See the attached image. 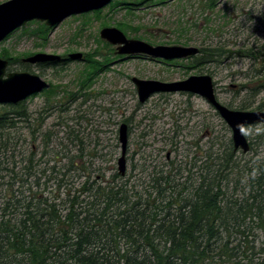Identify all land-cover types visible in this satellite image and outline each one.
I'll use <instances>...</instances> for the list:
<instances>
[{
	"label": "trees",
	"instance_id": "16d2710c",
	"mask_svg": "<svg viewBox=\"0 0 264 264\" xmlns=\"http://www.w3.org/2000/svg\"><path fill=\"white\" fill-rule=\"evenodd\" d=\"M219 1L207 0V9L214 11ZM38 25L30 34L44 38L50 28ZM235 54L259 65L253 83L241 86V91L249 92L251 98L263 93L262 51L233 53L203 47L191 59L190 68L231 60ZM2 58L9 61V67L17 65L23 71L32 67L10 56L8 50ZM108 62L107 56L101 63L87 62L81 73L82 88ZM44 93L50 100L55 88ZM247 109L245 104L239 108ZM255 110L264 111V98ZM44 120L40 115L31 121L27 100L0 105V264H264V123L250 142L257 158L244 164L231 139L223 148L219 145L218 152L214 146L205 151L198 174H191L194 178L162 169L150 173L148 180L133 172L125 177L115 173L107 179L91 163L79 166L71 161L67 170L80 177L79 187L72 186L62 195L67 174L61 173L54 194L49 183L59 170L49 162L51 171L44 183L49 191L39 192L46 170H40L35 148L22 162L15 161L20 143L26 142L21 125H30L34 144ZM50 136V131L42 134L44 157Z\"/></svg>",
	"mask_w": 264,
	"mask_h": 264
},
{
	"label": "rangeland",
	"instance_id": "374dc122",
	"mask_svg": "<svg viewBox=\"0 0 264 264\" xmlns=\"http://www.w3.org/2000/svg\"><path fill=\"white\" fill-rule=\"evenodd\" d=\"M7 1L0 0V4ZM128 4L134 5L129 7ZM127 7L132 9L130 13ZM98 11L101 12L97 14ZM98 11L74 15L57 27L50 28L44 38L30 34L38 29V24H44L33 21L0 43L1 58L5 50L20 60L37 53L62 58L56 66H32L29 70L41 76L56 92L50 100L44 92L27 100L31 121L44 116L41 132H51L48 155L43 156L42 134L37 135L35 145L31 143L30 125L27 123L21 125L26 142L20 143L18 152H15V161L22 162L30 153V148H35L36 160H41L39 168L46 170V175L41 178L42 186H39L41 194L48 190L44 183L52 164L59 170V173H54L55 180L52 174L49 183V190H53L54 194L59 180L63 178L61 173L67 174L68 183L62 195L72 186L79 187L80 177L67 170L71 161L79 166L91 163L93 169L101 168L107 179L117 172L121 147L116 123L126 118H133L127 176L131 174L133 165H143L140 157L146 158L150 152L153 164H164L166 155L171 153L169 161H177L184 169L188 160H193L195 147L192 145L195 140L200 141L201 146L196 150L198 157H203L205 151L213 146V151L218 152L219 145L223 148L222 144H228L232 136L230 128L203 97L158 93L140 104L133 77L175 82L190 76L210 75L216 84L218 100L232 110H239L244 104L248 106L246 111L255 110L264 98V92L251 98L249 92L241 91V86L253 83L251 78L255 68L259 67L258 61L235 54L231 60L223 58L218 63L190 68L192 58L169 64L124 58L117 54V46L100 36L103 28L115 27L129 39L142 40L154 46L199 49L213 46L233 53L248 50L264 53V0H220L214 11L207 9V0H166L162 3L158 0L144 3L139 0H113ZM75 53H81L87 59H69V55ZM94 54L95 58H91ZM106 56L109 62L101 67L102 71L91 83L82 88L81 73L87 62L101 63ZM66 58L69 61L63 62ZM8 71L23 70L13 65ZM252 127L245 130L250 142L262 128L260 124ZM171 138L175 142L173 147ZM141 143L144 150L139 147ZM171 148L177 152L172 153ZM262 152V149L257 150L260 155ZM237 156L242 164L257 158L252 151L244 154L238 150ZM150 172L151 168L137 177L148 180ZM40 175L41 171L37 176Z\"/></svg>",
	"mask_w": 264,
	"mask_h": 264
},
{
	"label": "water",
	"instance_id": "95a60500",
	"mask_svg": "<svg viewBox=\"0 0 264 264\" xmlns=\"http://www.w3.org/2000/svg\"><path fill=\"white\" fill-rule=\"evenodd\" d=\"M113 0H9L0 4V43L11 34L24 28L33 21L44 22L49 27H57L66 19L79 14L98 11ZM100 36L111 45L117 46L121 56H145L165 61L187 60L198 56L197 47L151 45L142 40L129 39L118 28L105 27ZM69 59L82 60L83 54H70ZM62 60L58 55L37 53L22 61L35 66L56 63ZM9 61L0 57V105L18 104L50 88L41 76L29 71H8ZM139 100L146 102L156 93L188 92L203 97L213 106L232 131L235 151H250L251 145L244 133L245 128L264 123V111L232 110L217 99L215 83L210 75H195L182 81L161 82L143 80L134 77ZM123 156L119 160L121 175L127 171L125 151L127 145V127L121 128Z\"/></svg>",
	"mask_w": 264,
	"mask_h": 264
},
{
	"label": "flooded vegetation",
	"instance_id": "af4514ba",
	"mask_svg": "<svg viewBox=\"0 0 264 264\" xmlns=\"http://www.w3.org/2000/svg\"><path fill=\"white\" fill-rule=\"evenodd\" d=\"M85 57V56H84ZM82 60H86L87 58H84ZM124 58H138V59H144V60H149L151 62H160V63H166V64H169L170 62H173V61H165V60H160V59H152V58H149V57H145V56H124ZM179 61V60H177ZM134 78V77H133ZM133 78H132V81H133ZM176 93H182V94H186L188 95V97H191V96H196L195 94H192V93H188V92H176ZM41 94V93H40ZM158 94V93H156ZM169 94V93H168ZM155 95V94H154ZM154 95H152L151 97H153ZM139 96V95H138ZM199 96V95H198ZM151 97L149 99H151ZM148 99V100H149ZM218 99V97H217ZM147 100V101H148ZM146 101V102H147ZM144 102V103H146ZM220 102V101H219ZM139 103L140 104H144V103H141L140 100H139ZM221 103V102H220ZM222 104V103H221ZM213 107V106H212ZM214 108V107H213ZM229 108V107H228ZM215 109V108H214ZM189 110H190V107H189ZM216 110V109H215ZM217 111V110H216ZM218 113V112H217ZM219 114V113H218ZM220 115V114H219ZM132 121H133V118L130 117V118H126L123 120V122L121 121H118L116 124L118 125V140H119V143H120V147H121V155L120 157L118 158V161H117V164H118V167H117V172L115 173H118L120 174V176L122 177H125L127 175V172H128V169H129V154H130V145H129V142H130V137H131V134H132ZM123 125H126L127 127V145H126V151H125V160H126V167H127V171H126V174L125 175H121V172H120V169H119V160L120 158L123 156V144L121 142V128ZM189 127V126H188ZM229 127V126H228ZM247 128H250V127H247ZM247 128H245V130H247ZM42 129V128H41ZM41 129L39 130L38 134H42L41 132ZM231 130V129H230ZM245 130H244V133H245ZM232 132V131H231ZM246 135V133H245ZM75 136V134H73V137ZM247 136V135H246ZM248 138V137H247ZM172 140L171 141V144H172V147L173 145L175 144V142L173 141L174 138H171ZM249 140V139H248ZM231 141H232V136H231ZM250 143V141H249ZM142 144L141 143L139 145L140 149L144 150V146L142 147ZM232 144H233V141H232ZM251 145V144H250ZM195 147V151H193V160L192 158H190V160H188V162L186 163L187 165L185 166V168L183 169L182 167V164L178 165V162L177 161H169L170 158H171V153H168L166 155V162H164V164H153V159L151 160V157H153V154H151V152L145 157H140L143 163V165L141 166H137V165H133L132 166V170H131V173L133 172L134 175L137 177L138 175L140 174H145L149 168H151V172H154V171H159V170H165L166 169L168 170L170 168V170L172 169L174 172H177V171H180L182 172V176H183V172H184V178L186 177H193V175H191L192 173L194 174H198L199 170H200V156L198 157V153H196V150L199 148L200 149V141H197L195 140L193 142V145ZM176 147V146H175ZM171 151L172 153H174L175 151L177 152V150L175 148H171ZM69 152V151H68ZM158 152H160V150H158ZM237 152V151H236ZM242 152V151H241ZM251 152V148H250V151ZM248 152V153H249ZM243 153V152H242ZM244 154H247V153H244ZM93 168V167H92ZM101 169V168H99ZM138 170V173H135V171ZM114 173V174H115ZM183 178V179H184Z\"/></svg>",
	"mask_w": 264,
	"mask_h": 264
}]
</instances>
